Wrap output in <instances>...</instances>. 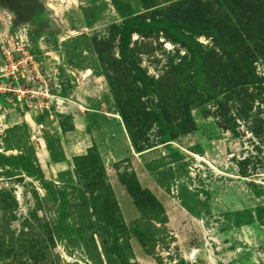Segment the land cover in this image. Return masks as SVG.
<instances>
[{
  "label": "rangeland",
  "instance_id": "1",
  "mask_svg": "<svg viewBox=\"0 0 264 264\" xmlns=\"http://www.w3.org/2000/svg\"><path fill=\"white\" fill-rule=\"evenodd\" d=\"M86 100L118 130L46 176ZM0 264H264V0H0Z\"/></svg>",
  "mask_w": 264,
  "mask_h": 264
},
{
  "label": "crops",
  "instance_id": "2",
  "mask_svg": "<svg viewBox=\"0 0 264 264\" xmlns=\"http://www.w3.org/2000/svg\"><path fill=\"white\" fill-rule=\"evenodd\" d=\"M99 92V89L97 90ZM95 92V91H94ZM82 101V100H81ZM86 105H80L76 103V107L70 106L68 112L72 116L73 120V128L67 131H62L60 129L61 138H60V152L56 155L53 154L52 150L49 149V155L48 157L40 158L39 152H38V146L36 148V156L38 158L40 167L45 172V175L49 177H56L58 178L60 176V173L64 175V177L71 178V163L73 162V159L76 157H80L84 154H87L88 150L96 145L104 146L106 145L103 141V133L105 132L103 127V124L101 122L108 120L113 126H111L113 129L118 130V127L120 126L119 121L116 118H113L109 116V111L106 112L107 118L103 117L101 112H98V110L92 109L88 107L89 101H84ZM93 102V101H92ZM95 103H98L99 100L97 99L94 101ZM105 105L104 102L98 103V105ZM73 105V104H72ZM96 114V116L94 115ZM103 117L104 119H101ZM91 118V119H89ZM94 118H97L94 121ZM103 120V121H102ZM101 121V122H100ZM100 122V123H99ZM94 124V125H93ZM104 129H103V128ZM71 140H76L79 143V147L75 152H69V144H71ZM117 153H120V149L117 147L116 149ZM115 153V154H117ZM71 154V155H70ZM120 155V154H119ZM55 156V157H54ZM68 158V159H67ZM64 160V161H61Z\"/></svg>",
  "mask_w": 264,
  "mask_h": 264
},
{
  "label": "built area",
  "instance_id": "3",
  "mask_svg": "<svg viewBox=\"0 0 264 264\" xmlns=\"http://www.w3.org/2000/svg\"><path fill=\"white\" fill-rule=\"evenodd\" d=\"M24 45L19 48H7L3 51V58L5 59L4 68L2 69L5 71L1 76L2 77H9L10 75L14 76L13 79V89L11 88V91L13 93L18 94V98L21 100H24L26 98L25 95H31L32 97H36L37 99H48L49 93L42 88V90H31L29 89H23L21 87V84L23 81H26L24 83L29 84L30 82L35 81V75L33 73L35 72L37 74L36 78L43 79L42 74L39 70H37L35 64L33 63V57L31 54L26 52L24 49ZM19 81V82H18ZM29 86V85H28ZM28 88V87H27Z\"/></svg>",
  "mask_w": 264,
  "mask_h": 264
}]
</instances>
